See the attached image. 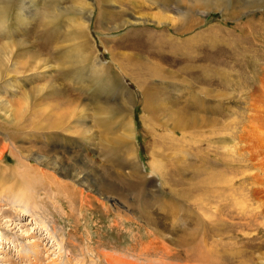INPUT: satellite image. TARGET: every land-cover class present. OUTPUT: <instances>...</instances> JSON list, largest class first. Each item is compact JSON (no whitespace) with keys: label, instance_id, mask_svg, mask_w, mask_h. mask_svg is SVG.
<instances>
[{"label":"rangeland","instance_id":"1","mask_svg":"<svg viewBox=\"0 0 264 264\" xmlns=\"http://www.w3.org/2000/svg\"><path fill=\"white\" fill-rule=\"evenodd\" d=\"M52 1L50 15L71 4ZM52 1L33 0L11 38V58L23 51L31 65L0 77V264H264V127L248 119L263 108L249 96L264 81V0L230 20L193 6L179 32L148 20L159 2L117 0L113 9L141 20L106 31L116 15L101 22L93 8L78 79L57 59L82 40L67 39L73 23L63 15L39 27ZM160 33L171 48L154 44ZM95 59L118 90L103 85ZM22 171L57 180L30 186ZM25 188L29 213L6 200Z\"/></svg>","mask_w":264,"mask_h":264},{"label":"bare ground","instance_id":"2","mask_svg":"<svg viewBox=\"0 0 264 264\" xmlns=\"http://www.w3.org/2000/svg\"><path fill=\"white\" fill-rule=\"evenodd\" d=\"M12 1L13 0H0V37H1L0 38V77L10 75V73H8L10 66H13V68L18 69V67L16 66V64H18V62L20 63V64H18L20 69H26L29 67V65H31V63H29L28 60L27 61H25L23 59L18 60V58H20V56H22L21 53H23V51L22 52L20 51L17 53L18 58L15 57L16 55L14 56V58H11V50H12L14 45L18 44L17 42L13 41L11 38H12V36L15 35L17 30L23 28L24 22H25V17H27L29 15L28 13H31L30 6L32 5L33 0H18L17 1V2H19V4H17L18 9L13 14L12 19L10 21L11 23H9L8 19H9V13L11 12ZM70 1H71V4L69 5V7L67 6L63 10L59 9L60 11L54 15H50V13H53L54 10L57 11L58 9L51 7L52 5H54V1H52V3L48 2L49 4L45 5L46 8L42 12L43 17H42V19H39L38 23H39V27L42 26V27L51 29L52 27L50 24H52L53 21L58 16L64 15V17L66 19L71 21V25H72V23H73V25H75V26L72 25L71 32H73V33H68L66 35V37L68 40L71 39L72 41L77 39V37H82V40L79 42H77L79 39L76 42L74 41L72 43V45L69 46L66 50H64L62 53L60 52L61 54L59 56H57V59L59 60L60 64L67 66L66 71L68 73H66V72L65 73L68 74L69 78L78 79L79 75L84 71V68L86 67V63H85L86 59L90 57L89 50L87 49L88 45H89L88 41L84 42V39L86 38V36L83 33V27H85L87 25V28H88L89 19L93 17L92 12L94 10H96V14L94 15V19L96 18V20H101V22H105V23H109L111 21V16L116 15V17H117L116 25H114V26L104 25L103 29L105 31L106 30H113L114 28L119 27V26L136 24L137 22H140L141 19H139V17H137V16L126 13L125 12L126 9H124L122 7H119V10L113 9V6L116 5L115 3L117 2V0H95L94 6L90 4L89 0H70ZM122 1L129 3V2L136 1V0H122ZM262 1L263 0H137V2H139L140 4L142 3L145 7L147 6L148 9H152L151 5H156V4H158L157 2H159V4L161 3L160 4L161 8H159V10L157 12H155V13L152 12L151 14L149 13L150 15H148L147 17H149L150 19H148V20L153 21L152 23H154L156 27H158L157 25H161V24L165 23L168 26H170V28H172L173 31H174V29L176 31H178V29H180V28L188 25V23H190L188 16L190 14L189 11L191 10V8L193 6L201 7L202 12H207L210 10H218L220 8L224 17L226 18V20H230V19L235 18L236 11L243 10L244 8H251L252 6H254L255 3H260ZM184 3H186L185 6H184ZM182 4H183V6H182ZM87 8H88V13L87 12L85 13V9H87ZM93 8H95V9L93 10ZM49 15H50V17H49ZM74 15H77L79 18H81V17H84V18L82 20H77L76 18L72 17ZM201 22H202V20H201ZM194 26H195V24H194ZM210 27L214 28L217 26L213 25ZM210 27H208L207 29L210 30ZM245 28H247V30H246L247 33L252 30V26L250 23H247ZM206 30H204L203 32H205ZM263 30H264V28H263ZM187 31H190V30H184L180 33H184ZM152 36H153L152 39L154 41V44L157 43L158 46H160V47H163V46L166 47V45H167L171 48V45L169 43L170 40H168V37L165 38L164 37L165 35H163V33H160L158 35L156 34L155 36L152 35ZM157 36L159 38H157ZM126 55H127V53L121 52V56L124 57ZM38 56H39V54H37V52H35V53L31 54V59L35 60ZM112 56H113L114 61H116V60H118V58H120L119 57L120 55H118L114 52L112 53ZM65 57H67V59H65ZM115 58H117V59H115ZM93 60H94V58H93ZM91 62H92V59H91ZM94 63H96L98 65V67L100 68L99 73H100L101 77L103 78V80L105 81L103 83V85H105V87H107L108 89L109 88H112V89L116 88V90H118L119 89L118 85H117L118 82H117V78L115 79V74L110 72L111 77H107L106 73L104 72L105 66L97 63V60H96V62L94 61ZM91 65H92V63H91ZM125 66H127V65H125ZM263 69H264V67H263ZM159 70L156 66V73H159ZM94 72L95 71H93V73ZM261 84H258V86L255 88V90H253V92L250 93L249 104L252 102V98H253L254 103L255 104L259 103V106H261L260 104L262 103L263 108H262L261 112L249 115L248 119L252 120L254 122V125H261V127H264V81H263V79H262ZM11 85H13V83H9V86H11ZM260 88H261V90H260ZM35 89H37V88H35ZM32 90H33L32 88H30V89L28 88L27 91L23 90V93L21 95L23 96L25 102H27V100L29 99L30 93ZM207 91L208 90L206 89L205 92H207ZM209 93H211V92H209ZM0 108H3L2 102L0 104ZM17 109L18 108L15 109L16 113H17V117L22 116V112L20 110L21 107H20V109H18V110ZM185 120H186V123L184 125H187L188 121H187V119H185ZM219 120L220 119H217V123H219ZM35 123H36V125H34L35 129L39 130V128L43 129L45 127H51V128L56 127L58 122L55 119H53L50 122H48L47 124L42 123L41 126H40L41 123H38L36 121H35ZM179 123H177V124H179ZM16 138L17 137L14 135L13 139L16 140ZM122 140H124V139H122ZM118 144H119V142H118ZM120 144H122V143H120ZM28 168H30V167H28ZM25 169H27V168H25ZM33 170H35V169H33ZM29 172H31V174H29ZM29 172L23 173V171H22L21 172L22 175H20V177L24 178L26 181H28L30 186H31V183L35 182V181H38V183L40 182L39 184H41V185H44V184H49V185L53 184L54 185L55 181L57 180V178L53 175H51V178L46 177L45 172H43V171L40 172V175L38 174L40 177L37 176V173L39 171L38 172L29 171ZM12 173L14 174L15 172L12 171ZM24 179H22V180H24ZM31 192H33V191H30V192L27 191L26 192V188H25V190H22V192L20 191L19 194L14 195L13 197H9L6 200H8L13 206H15V205L20 206L22 209L21 211L28 212V211H30L29 208H30V204H31V201H30ZM176 208H177V206H176ZM174 211H175V212H173L174 214H177L179 212L177 210H174ZM204 216H205V212H204ZM219 224H220V221L217 219H214L213 230L219 229V226H218ZM202 234H204V233H202ZM204 235H206V234H204ZM206 236H208V234ZM189 238H185V239H188V241H189ZM192 239L190 240V242L192 241ZM194 239H195V237H194ZM201 240H204V239L201 238ZM161 244H164V242L162 241ZM196 245H197V243H196ZM187 246H188L187 248H189V243L187 244ZM193 247L195 248V246H193ZM193 247L191 248L192 250L194 249ZM191 249H190V251H191ZM151 250H152V248H151ZM108 263L109 264H123V261L120 259V257L115 256L114 258H110Z\"/></svg>","mask_w":264,"mask_h":264}]
</instances>
